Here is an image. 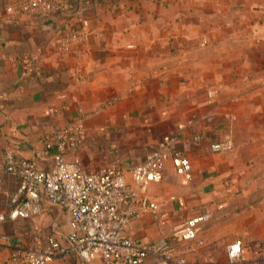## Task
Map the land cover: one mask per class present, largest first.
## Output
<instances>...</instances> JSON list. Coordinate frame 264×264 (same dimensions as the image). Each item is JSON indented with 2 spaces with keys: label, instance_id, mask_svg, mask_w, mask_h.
Listing matches in <instances>:
<instances>
[{
  "label": "crops",
  "instance_id": "0c3cea01",
  "mask_svg": "<svg viewBox=\"0 0 264 264\" xmlns=\"http://www.w3.org/2000/svg\"><path fill=\"white\" fill-rule=\"evenodd\" d=\"M11 1L0 0V163L13 148L51 166L44 140L78 108L89 114L75 152L87 171L140 163L173 132L192 178L183 182L168 162L162 181L148 187L163 223L144 213L130 234L153 241L211 209L197 239L171 240L186 264H235L230 244L264 243V121L250 119L247 130L235 120L264 118V0H68L57 11L19 18L5 11ZM76 29L85 33L81 54L60 53L59 33ZM24 57L34 60L33 71ZM219 84L211 104L206 91ZM226 113L233 146L214 152L212 142L229 139ZM17 184L0 167V210ZM68 230V216L49 204L34 218L0 224L18 247ZM49 264L102 263L71 254ZM242 264H264V254L248 251Z\"/></svg>",
  "mask_w": 264,
  "mask_h": 264
},
{
  "label": "built area",
  "instance_id": "2783aa9c",
  "mask_svg": "<svg viewBox=\"0 0 264 264\" xmlns=\"http://www.w3.org/2000/svg\"><path fill=\"white\" fill-rule=\"evenodd\" d=\"M62 1L68 0H13L4 8L8 15L19 18L57 11ZM84 38L82 29L60 32L59 52L81 54ZM21 63L26 65L27 72L33 71L32 58L24 57ZM79 73L76 69V75ZM221 87L219 84L206 91L210 103L215 101ZM50 111L57 110L50 108ZM88 116L78 108L75 117L44 140L45 149L53 156V164L47 168L38 166L13 148L3 152L0 167L16 178L18 184L0 210V224L34 218L49 204L59 206L68 216L69 230L63 236L50 234L24 247L15 246L12 237L0 231V252L8 251L0 264H49L71 254L84 262L98 258L102 264H186V258L176 252L171 240L197 239L202 225L212 218L211 209L184 219L153 241L139 242L129 232L134 220L144 213H149L156 223H163L160 203L148 193V187L162 181L168 162L183 182L192 178L190 159L175 147L177 135L173 132L163 135L140 163L106 165L87 171L75 152L85 141L84 122ZM232 146V141L226 139L212 142L210 148L225 152ZM248 251L261 256L264 243L230 244L228 261L242 264Z\"/></svg>",
  "mask_w": 264,
  "mask_h": 264
},
{
  "label": "rangeland",
  "instance_id": "374dc122",
  "mask_svg": "<svg viewBox=\"0 0 264 264\" xmlns=\"http://www.w3.org/2000/svg\"><path fill=\"white\" fill-rule=\"evenodd\" d=\"M263 17V16H262ZM216 101H214L213 103L211 104H214ZM210 104V103H209ZM246 108L248 109V104H246ZM251 119V121L255 122V124L253 125H256V121L259 122V121H264V118H259V117H252V118H249L248 116L246 117H240V118H235V120H237L238 124H239V128H246L248 130V121ZM233 121V118L232 116L230 115V113H226L224 114L223 118H222V122H223V129L225 130V133L228 135L226 136L225 138H229L231 139L232 141V137H231V130H232V123L231 121ZM253 122V123H254ZM264 123V122H263ZM262 123V125H263ZM225 140V139H224ZM219 141H223V140H219ZM233 143V142H232Z\"/></svg>",
  "mask_w": 264,
  "mask_h": 264
}]
</instances>
